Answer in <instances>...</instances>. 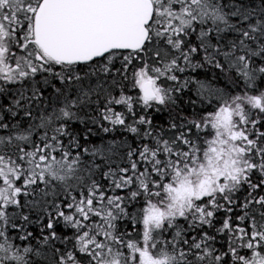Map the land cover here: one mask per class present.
Instances as JSON below:
<instances>
[{
  "label": "snow or ice",
  "instance_id": "obj_1",
  "mask_svg": "<svg viewBox=\"0 0 264 264\" xmlns=\"http://www.w3.org/2000/svg\"><path fill=\"white\" fill-rule=\"evenodd\" d=\"M0 264H264V0H0Z\"/></svg>",
  "mask_w": 264,
  "mask_h": 264
}]
</instances>
